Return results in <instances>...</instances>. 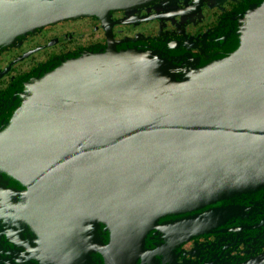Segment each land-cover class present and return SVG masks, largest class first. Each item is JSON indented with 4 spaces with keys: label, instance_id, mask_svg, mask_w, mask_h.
I'll use <instances>...</instances> for the list:
<instances>
[{
    "label": "water",
    "instance_id": "1",
    "mask_svg": "<svg viewBox=\"0 0 264 264\" xmlns=\"http://www.w3.org/2000/svg\"><path fill=\"white\" fill-rule=\"evenodd\" d=\"M152 1L0 0V49L48 24L106 25L113 11ZM229 19L230 41L206 59L174 41L108 36L24 80L0 125V167L27 169L25 213L44 247L29 261L61 264L68 249L66 264L84 262L94 248L105 264L135 261L150 253L132 248L166 215L182 216L171 223L182 230L175 245L264 232V0Z\"/></svg>",
    "mask_w": 264,
    "mask_h": 264
},
{
    "label": "flooded vegetation",
    "instance_id": "2",
    "mask_svg": "<svg viewBox=\"0 0 264 264\" xmlns=\"http://www.w3.org/2000/svg\"><path fill=\"white\" fill-rule=\"evenodd\" d=\"M252 1L154 0L128 11H113L107 27L98 18L81 17L48 24L27 34L0 49V125L11 115L12 100L22 89L24 80L56 58L103 45L111 36L116 41L136 39V44L142 41L161 46L174 41L179 53L206 59L223 51L222 45L230 41L236 27L229 18ZM26 171L24 167L11 170L0 167V264H37L35 260H28L30 253L32 249H44L38 246L40 235L32 230L31 218L25 213L30 186ZM181 217L178 214L160 218L162 231L150 239L152 230L145 245L132 248L146 249L150 254L136 252L135 261L131 254L121 264H264V232L250 233L251 237L244 235L236 244L221 233L192 237L175 245L182 230H171V223ZM96 225V235L107 243L109 231L102 232L101 224ZM243 225L254 227L255 221ZM231 240L235 243V239ZM10 250L14 253H9ZM59 250L64 252L65 261L61 264L68 263V249ZM101 250L94 248L86 261L71 264H105ZM154 250L160 254L153 255Z\"/></svg>",
    "mask_w": 264,
    "mask_h": 264
}]
</instances>
